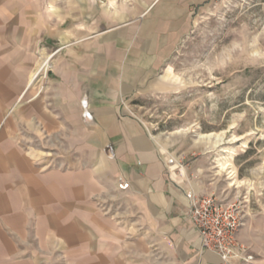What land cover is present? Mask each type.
I'll list each match as a JSON object with an SVG mask.
<instances>
[{"label": "crops", "instance_id": "0c3cea01", "mask_svg": "<svg viewBox=\"0 0 264 264\" xmlns=\"http://www.w3.org/2000/svg\"><path fill=\"white\" fill-rule=\"evenodd\" d=\"M199 2L118 3L97 32L96 3H89V34L55 69L46 107L34 96L22 115H3L49 61L41 59L29 82L33 29L11 16L15 1H0V124L7 125L0 130V264H53L55 250L69 264H218L188 217L191 195L203 189L171 164L139 120L120 113L122 100L163 61L187 5ZM84 95L90 122L81 114ZM37 123L57 142L54 167L33 161L19 143V125L31 137ZM33 227L39 247L29 244ZM49 234L67 247H47ZM238 238L247 241L240 230ZM248 244L260 256L232 264H264V247Z\"/></svg>", "mask_w": 264, "mask_h": 264}, {"label": "rangeland", "instance_id": "374dc122", "mask_svg": "<svg viewBox=\"0 0 264 264\" xmlns=\"http://www.w3.org/2000/svg\"><path fill=\"white\" fill-rule=\"evenodd\" d=\"M11 1L17 4L11 16L33 29L29 82L43 57L48 56L49 66L42 63L43 76L3 115L14 110L22 115L25 102L30 104L34 96L46 107L56 82L55 69L89 34V9L94 14L89 3H96L97 32L106 27L105 12L117 11L118 3L132 6L142 0ZM187 6L191 8L171 33L163 61L122 100L120 113L139 120L171 164L190 177L194 187L203 189L202 195L239 201L243 214L239 230L247 240L242 242L264 247V0H202ZM80 104L83 119L90 122L93 115L85 95ZM6 126L1 123L0 130ZM30 132L31 137L19 125L21 146L33 161L56 166L57 142L51 133L39 123ZM118 187L126 188L127 182ZM97 206L104 208L101 201ZM34 231L31 228L29 244L39 247ZM46 237L47 247H67L56 243L53 235ZM250 253L253 259L260 256L251 249ZM49 257L53 264H69L64 251H49Z\"/></svg>", "mask_w": 264, "mask_h": 264}, {"label": "built area", "instance_id": "2783aa9c", "mask_svg": "<svg viewBox=\"0 0 264 264\" xmlns=\"http://www.w3.org/2000/svg\"><path fill=\"white\" fill-rule=\"evenodd\" d=\"M190 219L199 233L202 248L215 253L218 264L253 259L250 248L237 235L243 224L239 201H224L214 194L191 195Z\"/></svg>", "mask_w": 264, "mask_h": 264}, {"label": "bare ground", "instance_id": "6f19581e", "mask_svg": "<svg viewBox=\"0 0 264 264\" xmlns=\"http://www.w3.org/2000/svg\"><path fill=\"white\" fill-rule=\"evenodd\" d=\"M46 64H47V62H46V60L44 61V64H43V66L45 67L46 66Z\"/></svg>", "mask_w": 264, "mask_h": 264}]
</instances>
